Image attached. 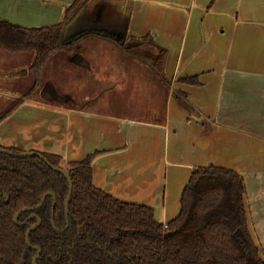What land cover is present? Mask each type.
<instances>
[{
    "label": "crops",
    "instance_id": "0c3cea01",
    "mask_svg": "<svg viewBox=\"0 0 264 264\" xmlns=\"http://www.w3.org/2000/svg\"><path fill=\"white\" fill-rule=\"evenodd\" d=\"M0 20L66 23L47 65L65 53L59 66L75 83L27 95L16 84L34 54L0 57V96L23 98L0 123L3 146L65 163L100 151L93 185L151 208L162 224L178 215L193 169L232 170L264 254V0H0ZM146 35L167 52L165 79L121 49L122 38ZM195 76L198 84L181 81Z\"/></svg>",
    "mask_w": 264,
    "mask_h": 264
},
{
    "label": "trees",
    "instance_id": "16d2710c",
    "mask_svg": "<svg viewBox=\"0 0 264 264\" xmlns=\"http://www.w3.org/2000/svg\"><path fill=\"white\" fill-rule=\"evenodd\" d=\"M66 23L26 28L0 20V47L9 52H32L29 70L34 82L27 95L41 89L42 71L62 48ZM121 49L144 60L163 76L167 52L149 35L128 36ZM198 84L197 77L181 80ZM23 98L13 100L0 112V123ZM0 149L21 152L5 147ZM41 153L52 165L66 170L72 181L69 214L64 204L68 181L35 156L22 158L0 153V264H32L38 246L37 264H264L260 247L248 226L245 184L242 177L221 167L192 170L180 197V211L168 223L155 220L154 211L144 205L127 203L96 188L92 182V163L99 152L65 163L55 154ZM56 198L51 225L53 199ZM9 196L6 204L5 197ZM18 215L17 223L14 216ZM41 223L26 232L37 220ZM166 237V235H168Z\"/></svg>",
    "mask_w": 264,
    "mask_h": 264
},
{
    "label": "rangeland",
    "instance_id": "374dc122",
    "mask_svg": "<svg viewBox=\"0 0 264 264\" xmlns=\"http://www.w3.org/2000/svg\"><path fill=\"white\" fill-rule=\"evenodd\" d=\"M11 54L15 55L17 53L6 51L0 47V57L1 58L2 57H8ZM29 54H31V52H29ZM52 57H51V59H52ZM73 57H75V56H73ZM55 59L56 60H54V63H52L50 66L46 65L44 70L42 71V77H41L42 84L41 85L43 86L44 82H47L48 86H54V88L55 87L57 88V86H59L60 88L74 90L75 89L74 76L72 75V76L68 77V73L65 71V68L63 70V69H61L63 67L59 66V60L60 59H63V60L66 59V54L65 53L58 54ZM3 60L7 61L6 59H3ZM20 61H21V59L19 60V62ZM60 61H62V60H60ZM0 65L2 66V67H0V69H4V66H6V63L0 61ZM151 73H150V75H152ZM33 82H34L33 76L30 73H28V75L25 78L20 79L16 85L20 91L28 92L32 88ZM94 86L95 85H93L92 87H94ZM40 90L41 89L36 90L35 94L37 95V93ZM83 91L90 92L91 87L89 86L86 89H84ZM13 99L14 98H11V97L4 98L3 96H0V111L5 109V107L8 104H10V102L13 101ZM24 117L26 118V116H24ZM24 117L21 118V120L24 119ZM263 257H264V254H263Z\"/></svg>",
    "mask_w": 264,
    "mask_h": 264
},
{
    "label": "water",
    "instance_id": "95a60500",
    "mask_svg": "<svg viewBox=\"0 0 264 264\" xmlns=\"http://www.w3.org/2000/svg\"><path fill=\"white\" fill-rule=\"evenodd\" d=\"M64 41H66V40L64 38V33H63L61 43H64ZM0 153L7 154V155H10L12 157H17V158H22V157H26V156H35V157H38L39 159H41L42 161H44L45 164L47 166H49L51 169L61 172L66 177V179L68 181V194H67V198H66V201H65V213H66V215H68V213H69V201H70V198H71L73 185H72V181H71L70 175H69V173L66 170L61 169V168H59V167H57L55 165H52L50 162H48V160L41 153L36 152V151L13 152V151H10V150L0 149ZM3 195L5 197V200H4L3 204H6L8 202V200H9V196L7 194H3ZM48 196H52L53 199H54L53 206H52V211H51V213H52L51 224H52L53 228L56 230V228L54 226V222H53L54 206H55L56 201H55L54 195L52 193L45 194L42 197L40 204H38L34 208H31L30 211L36 210L39 207H41ZM25 210L26 209H22L19 213H17L14 216V222L15 223H17V217H18V215L21 212L25 211ZM31 217L36 218L37 219V223L34 224V225H32V226H30L29 229L26 232V242H27L28 245H30V243H29V234H30V232L33 229L37 228L40 225V223H41V220H40V218L37 215L33 214ZM168 236H169V234L166 235V237H168ZM31 247L33 249H36L37 250V253L32 258V264H37V259L39 258L40 254H41V250H40L39 247H36V246H31Z\"/></svg>",
    "mask_w": 264,
    "mask_h": 264
},
{
    "label": "flooded vegetation",
    "instance_id": "af4514ba",
    "mask_svg": "<svg viewBox=\"0 0 264 264\" xmlns=\"http://www.w3.org/2000/svg\"><path fill=\"white\" fill-rule=\"evenodd\" d=\"M47 194V193H46ZM53 194V193H52ZM54 195V194H53ZM49 197V196H48ZM50 197H52V196H50ZM54 198H55V196H54ZM47 199V198H46ZM52 199H53V197H52ZM55 201H56V198H55ZM53 202H54V199H53ZM44 204V203H43ZM55 205H56V203H55ZM52 206H53V204H52ZM55 207V206H54ZM64 208H65V204H64ZM52 211V210H51ZM52 214V213H51ZM66 214V213H65ZM69 214V213H68ZM33 214H31V216H32ZM54 215V214H53ZM30 216V217H31ZM66 217H68V215H66ZM18 218V217H17ZM37 220V219H36ZM51 220H52V218H51ZM54 222V221H53ZM37 223V222H36ZM35 223V224H36ZM52 225V224H51ZM55 226V225H54ZM67 226H68V222H67V225H66V227L63 229V230H61V231H58V229L56 228V231H58V232H63L66 228H67ZM53 227V226H52ZM36 247H38V246H36ZM41 250V249H40ZM41 255V254H40Z\"/></svg>",
    "mask_w": 264,
    "mask_h": 264
}]
</instances>
